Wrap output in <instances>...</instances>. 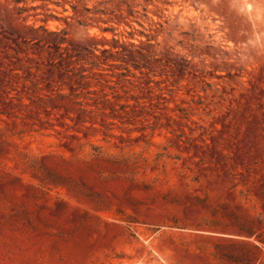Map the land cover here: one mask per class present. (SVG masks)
<instances>
[{
    "label": "rangeland",
    "instance_id": "rangeland-1",
    "mask_svg": "<svg viewBox=\"0 0 264 264\" xmlns=\"http://www.w3.org/2000/svg\"><path fill=\"white\" fill-rule=\"evenodd\" d=\"M263 257L264 0H0V264Z\"/></svg>",
    "mask_w": 264,
    "mask_h": 264
},
{
    "label": "built area",
    "instance_id": "built-area-1",
    "mask_svg": "<svg viewBox=\"0 0 264 264\" xmlns=\"http://www.w3.org/2000/svg\"><path fill=\"white\" fill-rule=\"evenodd\" d=\"M262 263L264 264V257H263V259H262Z\"/></svg>",
    "mask_w": 264,
    "mask_h": 264
},
{
    "label": "trees",
    "instance_id": "trees-1",
    "mask_svg": "<svg viewBox=\"0 0 264 264\" xmlns=\"http://www.w3.org/2000/svg\"><path fill=\"white\" fill-rule=\"evenodd\" d=\"M248 234H249V235H252L250 231H248Z\"/></svg>",
    "mask_w": 264,
    "mask_h": 264
}]
</instances>
